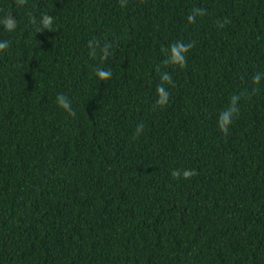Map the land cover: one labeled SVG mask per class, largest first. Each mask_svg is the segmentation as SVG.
Segmentation results:
<instances>
[{
    "label": "trees",
    "instance_id": "trees-1",
    "mask_svg": "<svg viewBox=\"0 0 264 264\" xmlns=\"http://www.w3.org/2000/svg\"><path fill=\"white\" fill-rule=\"evenodd\" d=\"M0 43V264H264V0H0Z\"/></svg>",
    "mask_w": 264,
    "mask_h": 264
},
{
    "label": "clouds",
    "instance_id": "clouds-1",
    "mask_svg": "<svg viewBox=\"0 0 264 264\" xmlns=\"http://www.w3.org/2000/svg\"><path fill=\"white\" fill-rule=\"evenodd\" d=\"M49 22H50L49 21V18L46 17L45 20H44V23L47 25ZM6 47H7V44L6 43H0V50L4 49ZM181 47H184V46L181 45ZM174 51H175V49H174ZM99 75L101 77H107V76L110 75V73L101 71L99 73ZM165 78L167 79V77H165ZM257 80H259V76L257 77ZM57 100H58V103L60 104L61 107H63L66 110H70V104H69V101L67 100L66 97L59 96L57 98ZM235 104H236V100L234 98L233 99V102H232V107L228 111H226V112H224V113L221 114L220 119H219V127H220V130L221 131L227 132L228 126L231 123L232 114L236 111ZM189 175H191V173H189V172H185L184 173V176L186 178Z\"/></svg>",
    "mask_w": 264,
    "mask_h": 264
}]
</instances>
